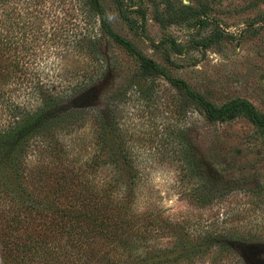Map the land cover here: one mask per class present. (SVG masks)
<instances>
[{
  "label": "rangeland",
  "instance_id": "obj_1",
  "mask_svg": "<svg viewBox=\"0 0 264 264\" xmlns=\"http://www.w3.org/2000/svg\"><path fill=\"white\" fill-rule=\"evenodd\" d=\"M98 1L164 74L104 36L89 0H0V37L33 80L67 96L88 88L90 110L61 129L89 156L92 109L113 110L111 141L134 166L132 208L161 218L157 246H192L162 264H264V127L243 111L208 120L167 78L216 107L243 98L264 116V0Z\"/></svg>",
  "mask_w": 264,
  "mask_h": 264
},
{
  "label": "trees",
  "instance_id": "obj_2",
  "mask_svg": "<svg viewBox=\"0 0 264 264\" xmlns=\"http://www.w3.org/2000/svg\"><path fill=\"white\" fill-rule=\"evenodd\" d=\"M89 2L104 36L135 56L144 70L164 74L113 31L98 0ZM9 42L0 37V264H162L175 262L179 252L188 255L187 240L157 246L161 218L132 208L134 166L123 142L111 141L110 106L92 109L87 133L95 140L89 156L82 137L61 129L68 118L78 121L90 110L88 88L67 96L53 81L33 80L32 66L16 60ZM167 78L208 120L243 111L264 127V116L249 101L235 98L216 107L182 79Z\"/></svg>",
  "mask_w": 264,
  "mask_h": 264
}]
</instances>
